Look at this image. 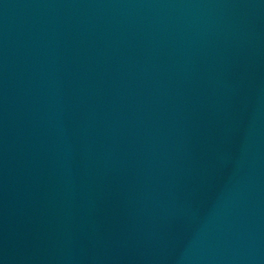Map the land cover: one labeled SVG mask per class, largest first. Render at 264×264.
Instances as JSON below:
<instances>
[{
  "label": "water",
  "instance_id": "obj_1",
  "mask_svg": "<svg viewBox=\"0 0 264 264\" xmlns=\"http://www.w3.org/2000/svg\"><path fill=\"white\" fill-rule=\"evenodd\" d=\"M0 264H264V0H0Z\"/></svg>",
  "mask_w": 264,
  "mask_h": 264
}]
</instances>
